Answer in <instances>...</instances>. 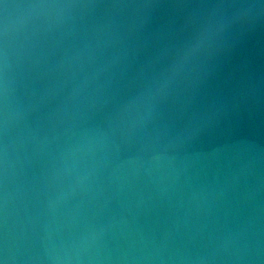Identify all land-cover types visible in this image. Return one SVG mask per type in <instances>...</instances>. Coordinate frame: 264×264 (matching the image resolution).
I'll return each mask as SVG.
<instances>
[{"label": "water", "instance_id": "water-1", "mask_svg": "<svg viewBox=\"0 0 264 264\" xmlns=\"http://www.w3.org/2000/svg\"><path fill=\"white\" fill-rule=\"evenodd\" d=\"M0 264H264V0H0Z\"/></svg>", "mask_w": 264, "mask_h": 264}]
</instances>
